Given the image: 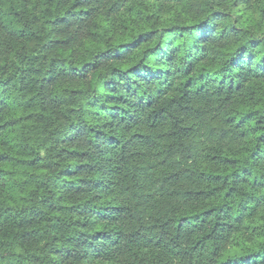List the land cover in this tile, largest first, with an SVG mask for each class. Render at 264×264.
<instances>
[{
	"label": "trees",
	"instance_id": "trees-1",
	"mask_svg": "<svg viewBox=\"0 0 264 264\" xmlns=\"http://www.w3.org/2000/svg\"><path fill=\"white\" fill-rule=\"evenodd\" d=\"M0 264H264V0H0Z\"/></svg>",
	"mask_w": 264,
	"mask_h": 264
}]
</instances>
